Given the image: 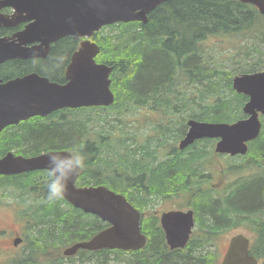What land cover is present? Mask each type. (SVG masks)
Returning a JSON list of instances; mask_svg holds the SVG:
<instances>
[{
    "label": "trees",
    "instance_id": "16d2710c",
    "mask_svg": "<svg viewBox=\"0 0 264 264\" xmlns=\"http://www.w3.org/2000/svg\"><path fill=\"white\" fill-rule=\"evenodd\" d=\"M107 28L111 32L100 31L93 40L101 48L97 60L113 67L114 104L63 109L41 122L37 118L27 120L12 136H4L0 155L12 145L25 156L60 149L78 152L85 160L79 186L105 185L126 195L140 209L155 208L163 199L191 193L189 206L196 211L199 228L187 247L169 251L153 217L143 226L150 237L144 250L131 254L106 250V255L99 254L93 263L108 264V259L117 255L113 258L126 264H211L217 255V227L261 207L264 179L231 188L224 201L216 200L202 187L200 177L211 141H200L198 146L183 150H178L176 143L187 130L186 116L225 122L244 116L242 107L247 97L233 89L232 79L236 74L264 69V16L240 0H168L150 13L146 23H117ZM218 34L237 38L228 48L226 60L213 61L223 67L211 66L209 50L215 49L201 46L209 35ZM77 47L78 40L63 39L52 47L44 62L32 66L29 61L16 60L0 66V77L35 71L64 82L63 72ZM227 65L231 71L224 69ZM127 106L144 110V116L150 118L147 132L127 129ZM154 111L163 115L154 119ZM251 151L254 160H264V123ZM47 172L0 175L4 184L14 185L11 199L18 200L16 207H35L30 211L34 216L30 237L34 252L47 245L64 246L97 231L96 224L64 198L54 203L46 200ZM252 194L256 199H250ZM260 249L264 252V245ZM17 264L40 263L32 254L28 262Z\"/></svg>",
    "mask_w": 264,
    "mask_h": 264
},
{
    "label": "water",
    "instance_id": "95a60500",
    "mask_svg": "<svg viewBox=\"0 0 264 264\" xmlns=\"http://www.w3.org/2000/svg\"><path fill=\"white\" fill-rule=\"evenodd\" d=\"M168 0H0V8L13 6L18 15L0 14V25L12 26L20 21H31L15 42H39L31 48L13 50L11 43H0V63L9 58L46 57L51 43L65 36L92 37L105 25L119 22H148V13ZM255 5L264 15V0H240ZM25 14V15H23ZM15 44V48L19 47ZM100 47L85 40L71 57L65 71V82L52 81L46 76L31 73L0 85V129L11 123L33 116H48L62 109L92 106H110L115 102L111 88L113 67L98 63ZM233 87L249 96L244 106L247 118L233 123L206 122L190 119L188 131L180 141L185 149L203 138H219L216 152L246 154L248 142L261 133L264 115V70L241 73L234 77ZM70 153L67 150H49L33 156L12 151L0 159V175H11L47 169L48 153ZM77 174L69 184L64 197L74 207L100 216L110 225L91 240L80 242L66 250L75 254L78 248L139 250L145 247L146 235L141 228V213L127 198L105 185L78 186ZM162 227L171 249L186 247L193 227L194 211L174 210L164 213ZM249 241L243 235L231 239L224 264H256L249 254Z\"/></svg>",
    "mask_w": 264,
    "mask_h": 264
},
{
    "label": "flooded vegetation",
    "instance_id": "af4514ba",
    "mask_svg": "<svg viewBox=\"0 0 264 264\" xmlns=\"http://www.w3.org/2000/svg\"><path fill=\"white\" fill-rule=\"evenodd\" d=\"M159 8V7H158ZM156 8V9H158ZM161 8V7H160ZM155 9V10H156ZM15 12V8L12 6L2 7L0 8V13L5 15H11ZM31 21H20L16 25L12 26H6V25H0V43L9 44L11 43V49L15 50H21L26 49L25 47L31 48L32 45H36L39 42L34 43H26L21 44L20 42H15V38L20 35L21 31H23ZM102 31L106 34V26L102 29ZM72 38L74 40H78V44L80 43V38L66 36L59 40H56L51 43L50 50L48 52V55L52 49V47L56 44L61 42L63 39ZM80 39V40H79ZM15 44H19V47L15 48ZM48 55L46 57H33V58H22V57H16V58H9L3 62L0 63V66L9 64L11 62H14L16 60L18 61H29L30 65L34 66L35 63H41L44 62ZM71 61V56L69 59V62L66 64L65 70L68 66V64ZM65 70H64V77H65ZM31 73H38L35 71H27L21 74H15L10 77H0V85H6L10 83V81L14 80L17 77H23L25 75L31 74ZM39 74V73H38ZM41 75V74H40ZM58 112V111H57ZM54 113L42 117V116H33L28 119L20 120L18 123H11L0 129V150L1 145L4 139V136H12L16 130L19 129V126H22L24 122L27 120L35 119L37 118L40 122L44 121L48 117H52ZM217 145L216 142H211L209 144V150L208 154L209 157L205 160L204 164H202L201 167V174L200 177L203 181L202 187L204 189L210 190L211 194L213 195V198L219 201H224L227 197V191L231 188H237L240 186L246 185V183H251L257 180L264 179V160L256 161L253 157L255 155L252 153V143H249V150L245 155L237 154L232 155L230 153H220L216 152L215 148ZM14 146L17 147V145H12L11 149L9 151L17 153L18 148H14ZM8 151V152H9ZM5 154L0 155V159L3 158ZM216 163L220 164V169H216L215 165ZM44 171H48L43 169ZM252 170L251 174H241L242 172H246ZM39 171V170H35ZM32 172V171H29ZM28 173V172H24ZM22 174V173H18ZM224 175L225 177L233 179L231 182H228L226 180L219 181L218 177L219 175ZM16 175V174H11ZM233 176V178H232ZM191 195V193H188ZM161 206V205H160ZM159 206V207H160ZM144 208L143 210H139L142 213L141 216V227L143 229V226L147 224V221L149 218L155 217L157 219L158 227H160L164 233L165 239L166 235L165 232L161 226V219L164 212L160 211V208ZM35 207H27L24 205L21 206H14L9 205L5 202L0 201V264H17L21 261H27L30 260L32 254H34V250L32 251L30 242V237L32 233H34V227L33 232H31V228L29 227L31 224V220L25 214V211L27 210H33ZM193 209V208H192ZM194 210V217L196 222V228L198 229V222H197V215L196 211ZM84 218L86 220L92 221L96 224L97 231L91 232L90 235H88L85 238L80 239L81 240H87L91 239L94 235H96L99 231L106 229V221L102 220L99 216L89 213H84ZM235 216V215H234ZM28 217V218H27ZM34 217V216H33ZM244 225L247 227L245 230L248 231V233L244 232H238L236 230L240 228H244ZM219 233L215 235L214 239V245L217 246L218 241H220V237H224L227 235H230L228 239V245L223 255H216L212 257L211 264H224V260L226 257V252L228 250V247L230 245V241L232 238L243 235L246 237L249 241L248 247H249V253L250 255L256 260V264H264V252L260 249L261 245H264V195L262 198V205L259 209L253 212H246L243 214H239L235 218L233 217L230 222H228L223 227H217ZM202 230V229H201ZM244 230V229H241ZM146 231V230H143ZM236 231V232H235ZM234 232V233H233ZM233 233V234H232ZM145 234L148 236V244L150 242L149 235L145 232ZM203 234V231H202ZM201 234V235H202ZM167 242V241H166ZM73 242H70L66 244V246H60L52 245V246H45L41 250H38L36 252H39L41 256V261L38 260L40 264H68L69 262L71 264H95L97 258L100 256L99 254L103 253L106 255V250L111 251V253L116 254L120 250L118 249H98V250H85V249H79L76 254L74 255H64V247H67L71 245ZM77 242H74L75 244ZM144 250V249H142ZM124 252V251H123ZM124 253H130L131 252H124ZM106 259V257H105ZM86 262H85V261ZM106 263V261H105ZM108 264H114V261L111 260V258L108 259Z\"/></svg>",
    "mask_w": 264,
    "mask_h": 264
},
{
    "label": "rangeland",
    "instance_id": "374dc122",
    "mask_svg": "<svg viewBox=\"0 0 264 264\" xmlns=\"http://www.w3.org/2000/svg\"><path fill=\"white\" fill-rule=\"evenodd\" d=\"M162 6L163 5L161 4L160 7H162ZM154 10H152V11H154ZM152 11H150L148 13V18H149V15H150V13ZM106 32H111V30H109L107 28ZM236 41H237V38L233 37V36H227V35L225 36V35H222V34H218V35H214V36L213 35H211V36L209 35V37H207L201 43V46H202L203 49H206V50L207 49H215V50H209L210 54L212 55V65L211 66L223 67L222 65L221 66L220 65H216L217 63H214L213 61L216 60L217 58H219V60H222V61L226 60V53L229 50L228 48H231L236 43ZM227 66L228 67H224V69H226V71H231V66L230 65H227ZM176 82H179L178 79L176 80ZM180 96H181V93H180ZM127 107H128V111L127 112H128V115H129V119H127V122H128L127 129L131 130V131L140 132V134L142 132H147L148 131L147 123L150 121V118L144 116L145 115L144 110H141L139 108L136 111L133 107H130V106H127ZM140 112H142V113H140ZM157 114L153 113L151 115L153 117H157V118H159V117H161L163 115V113H161V112H159ZM215 168L216 169H220L221 168L220 164L216 163ZM251 173H252V170H249V171H246V172H242L241 174L243 175V174H251ZM232 178H233V176H232ZM218 180L220 182L224 181V180H226L228 182H231L233 179L225 177L223 174L222 175L220 174L219 177H218ZM15 190L16 189H15L14 185L4 184V179L0 177V198H6V196L8 194L9 197H10L9 201L12 204L13 203H18L19 204V202H17L18 200L16 198H15V200L11 199V197H13L14 194H15ZM252 197H250L251 200H254V198L256 199V196H254L253 194H252ZM24 200H27V199H24ZM0 201L1 202H5L2 199H0ZM188 201H189L188 196L180 194V195H177V196H174V197L163 199L162 204H161V206L159 208H160L161 212H164V211L167 212V211H170V210H187L188 208H190L189 205H188ZM28 206L32 207V205H28ZM30 211H32V210L25 211V214L28 217H30L29 219L31 220V224H30L29 227L31 228V232H33L32 229H33V226H34V218H33V215L30 213ZM246 228L247 227L244 225V228H240V229H238L236 231L248 233V231L245 230ZM241 229H244V230H241ZM229 237H230V235H227V236H224V237H220V239H219L220 241H218V244L215 247L217 255H223L224 254V252H225V250L227 248V245H228ZM113 257H117V255H113L112 258H111V260L114 261V264H126V263L122 262V259H116V258H113ZM33 258H36L37 260L41 261V256H40L39 252H35L33 254ZM127 258H129V257L127 256Z\"/></svg>",
    "mask_w": 264,
    "mask_h": 264
},
{
    "label": "clouds",
    "instance_id": "9594fccd",
    "mask_svg": "<svg viewBox=\"0 0 264 264\" xmlns=\"http://www.w3.org/2000/svg\"><path fill=\"white\" fill-rule=\"evenodd\" d=\"M45 181L46 200L54 203L63 199L72 179L85 167L84 157L78 152H49Z\"/></svg>",
    "mask_w": 264,
    "mask_h": 264
},
{
    "label": "bare ground",
    "instance_id": "6f19581e",
    "mask_svg": "<svg viewBox=\"0 0 264 264\" xmlns=\"http://www.w3.org/2000/svg\"><path fill=\"white\" fill-rule=\"evenodd\" d=\"M207 228V227H206Z\"/></svg>",
    "mask_w": 264,
    "mask_h": 264
}]
</instances>
